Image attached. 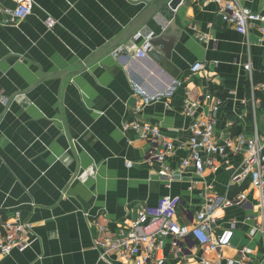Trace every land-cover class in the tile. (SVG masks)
<instances>
[{"label":"crops","instance_id":"1","mask_svg":"<svg viewBox=\"0 0 264 264\" xmlns=\"http://www.w3.org/2000/svg\"><path fill=\"white\" fill-rule=\"evenodd\" d=\"M19 1L0 0V6L13 9ZM31 1L33 11L24 20L8 24L0 13V217L20 212L23 222L33 224L34 241L0 256V264H132L115 254L102 258L94 247L95 223L114 235L141 205L157 206L175 195L182 198L178 219L186 224L215 199L209 209L221 224L237 223L239 242L224 255L239 260L240 247L247 245L254 264H264L262 236L252 240L247 234L259 216L253 209L259 192L249 182L248 205L223 208V200L243 186L229 183L226 166L202 176L190 168L167 183L147 160L151 140L124 129L135 121L159 125L183 146L167 160L175 170L189 154L190 125L209 114L208 92L223 100L219 132L252 135L262 129L264 103L258 92L262 103L255 114L245 65L251 64L254 80L264 77V35L253 28L246 38L223 21L215 3L184 0L175 11L180 39L173 75L147 54L137 56L143 40L117 51L150 0ZM242 3L264 13V0ZM48 17L57 20L53 28ZM196 62L206 68L191 75ZM186 100L199 102L194 118L183 113ZM230 160L238 168L242 156ZM185 247L178 257L168 244L161 264H201L202 247L193 239Z\"/></svg>","mask_w":264,"mask_h":264},{"label":"built area","instance_id":"2","mask_svg":"<svg viewBox=\"0 0 264 264\" xmlns=\"http://www.w3.org/2000/svg\"><path fill=\"white\" fill-rule=\"evenodd\" d=\"M198 4L208 5L215 3L223 21L234 27L240 34L249 38L251 30L257 28L264 35V13L253 11L243 5L242 0H196ZM33 11L31 0L19 1L15 8H3L0 13L5 15V23H14L26 19ZM57 20L52 17L46 19L48 28H53ZM148 45L144 44L137 51L138 57L146 55ZM119 51V50H117ZM206 68L205 63L196 62L191 66L190 73L195 75ZM249 72L252 85V106L254 113L262 101L257 96L264 92V82L256 83L251 64L245 65ZM205 99L210 102L209 114L202 118L194 119L190 125V138L187 142L189 154L180 162L179 170L173 169L167 160L179 148L168 137L159 125L148 122H130L124 129H134L143 138L151 140L152 152L148 157L151 164L158 166L160 178L171 183L180 177V173L193 168L199 176L206 170L219 172L224 166L230 172L231 185L249 182L252 188L259 192L258 203L253 206L259 213L255 223L248 229V236L255 240L261 235L262 251L264 255V131L256 127L252 135L245 133L232 134L217 130L216 114L220 110L223 100L213 92H208ZM199 102L186 100L183 104V113L191 118L195 117ZM241 155L242 162L238 168L231 166V156ZM131 164V162H130ZM251 201L246 190L237 193L234 197L226 198L220 206L245 207ZM200 210L195 212L191 223H181L178 219V210L182 206V198L178 195L163 197L157 206L141 205L137 217L125 229L114 235L108 234V228L95 223L97 233L94 238V247L100 251L102 258L108 255H118L132 264H161L167 258V247L171 252L180 256L187 248L185 242L193 239L196 245L203 249L200 258L201 264H254V251L249 246L240 247V258L236 260L224 255V249L232 245L237 223L231 221L224 227L218 216L209 209L215 205V199H210ZM21 213L15 211L8 217H0V256L10 255L14 250H26L34 240L33 224L25 223L20 218ZM215 254V260L210 256Z\"/></svg>","mask_w":264,"mask_h":264},{"label":"water","instance_id":"3","mask_svg":"<svg viewBox=\"0 0 264 264\" xmlns=\"http://www.w3.org/2000/svg\"><path fill=\"white\" fill-rule=\"evenodd\" d=\"M184 0H150L144 11L132 22L121 39L130 37L127 44L120 46V52H126L133 43L143 40L148 45L146 54L160 67L177 75L172 63L173 52L180 39L179 26L175 11Z\"/></svg>","mask_w":264,"mask_h":264},{"label":"trees","instance_id":"4","mask_svg":"<svg viewBox=\"0 0 264 264\" xmlns=\"http://www.w3.org/2000/svg\"><path fill=\"white\" fill-rule=\"evenodd\" d=\"M255 82L256 83H261V82H264V77H258L256 76L255 77ZM258 95L262 98L263 100V103H264V92H259ZM247 184H243V186L241 187H236V191H235V194L239 193L241 190H244L246 188Z\"/></svg>","mask_w":264,"mask_h":264},{"label":"rangeland","instance_id":"5","mask_svg":"<svg viewBox=\"0 0 264 264\" xmlns=\"http://www.w3.org/2000/svg\"><path fill=\"white\" fill-rule=\"evenodd\" d=\"M259 119H261V116H260ZM260 126H261V128H262V129H260V130H261V132H263V131H264V122H263V121H260ZM238 242H239L238 237H236V238L233 240V244L236 245Z\"/></svg>","mask_w":264,"mask_h":264}]
</instances>
